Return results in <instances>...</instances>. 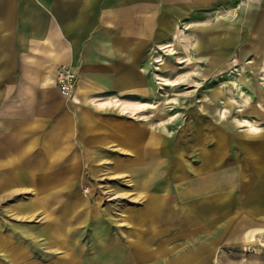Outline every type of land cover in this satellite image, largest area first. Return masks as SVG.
Masks as SVG:
<instances>
[{"label": "crops", "instance_id": "0c3cea01", "mask_svg": "<svg viewBox=\"0 0 264 264\" xmlns=\"http://www.w3.org/2000/svg\"><path fill=\"white\" fill-rule=\"evenodd\" d=\"M237 4L0 0V205L29 195L54 224L11 262L83 264L60 225L81 202L118 264H240L252 236L264 243V0ZM158 47L162 78L186 72L199 94L174 119L145 110L165 102ZM61 65L76 71L72 98Z\"/></svg>", "mask_w": 264, "mask_h": 264}, {"label": "rangeland", "instance_id": "374dc122", "mask_svg": "<svg viewBox=\"0 0 264 264\" xmlns=\"http://www.w3.org/2000/svg\"><path fill=\"white\" fill-rule=\"evenodd\" d=\"M165 50L167 49L158 47L153 57L155 82L159 89L158 95L162 99H165V102L163 103L160 100L158 104H154L145 110L155 112V114L163 113L166 114V117L172 118L174 115L175 117L178 116L177 113L179 112L181 101L189 98L194 99V97L196 95L199 96V94L193 93L196 82L189 74H184L186 72H183L182 75L184 76H182L181 79L178 76H173L177 80L172 78L171 81L162 78L160 65L164 62L166 56H168ZM178 66H180V64ZM170 84H175L176 86L170 91L167 90V93H165L162 87L170 86ZM239 111L240 109L236 110V112ZM141 113L142 110L139 111V115ZM140 116H142V114ZM239 128L251 130L253 127L252 125H242ZM81 187L82 197L91 196L93 192H95L96 195L98 194L97 190L90 184H84ZM29 197V195L12 194L9 200L10 202L5 205H0V245L3 244V239L9 241V244L6 245V247L9 248V252L3 253L0 249V264H4V261H7L8 264H14L8 257V255L11 257L15 255V252H13L14 246L26 245L33 249L37 238L54 229V224L52 226L51 222L48 221L50 215L46 216L45 219L39 216V207L32 203ZM74 209L76 213L74 217L69 221L63 220L60 222V225L65 228L68 227L72 232L75 231L82 244H84L81 249L76 247L77 258L83 264L120 263V260H118L114 252H107L104 250V247L97 244L95 235L96 232L101 229V222L96 223L93 220H89L88 204L84 202L78 203L74 206ZM91 234H93V236ZM250 242L257 243L262 247L259 245L246 246L245 249L240 250L239 254L235 255V261H238L240 264H264V243L260 242L255 236L254 241L250 240ZM31 256L35 257L36 254H31ZM25 264H27V262ZM220 264L227 263L226 261H222Z\"/></svg>", "mask_w": 264, "mask_h": 264}, {"label": "built area", "instance_id": "2783aa9c", "mask_svg": "<svg viewBox=\"0 0 264 264\" xmlns=\"http://www.w3.org/2000/svg\"><path fill=\"white\" fill-rule=\"evenodd\" d=\"M244 0H237L236 9ZM77 80L76 71L68 65L59 66L56 74V85L59 92L66 97L74 96V88Z\"/></svg>", "mask_w": 264, "mask_h": 264}, {"label": "bare ground", "instance_id": "6f19581e", "mask_svg": "<svg viewBox=\"0 0 264 264\" xmlns=\"http://www.w3.org/2000/svg\"><path fill=\"white\" fill-rule=\"evenodd\" d=\"M122 103H123V102H122ZM125 104H127V103H125ZM127 105H128V104H127ZM116 106H117L121 111H123V112H127V107H125L124 105L116 104ZM129 111H130V110H129ZM135 139H136V138H135ZM152 145H153V144H152ZM250 240L254 241V236H252Z\"/></svg>", "mask_w": 264, "mask_h": 264}]
</instances>
